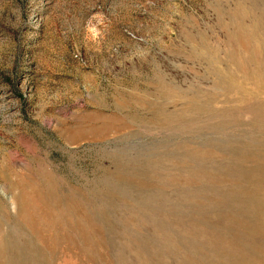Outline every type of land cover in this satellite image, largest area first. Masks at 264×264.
Returning <instances> with one entry per match:
<instances>
[{
  "label": "rangeland",
  "instance_id": "374dc122",
  "mask_svg": "<svg viewBox=\"0 0 264 264\" xmlns=\"http://www.w3.org/2000/svg\"><path fill=\"white\" fill-rule=\"evenodd\" d=\"M264 0H0V264H264Z\"/></svg>",
  "mask_w": 264,
  "mask_h": 264
},
{
  "label": "bare ground",
  "instance_id": "6f19581e",
  "mask_svg": "<svg viewBox=\"0 0 264 264\" xmlns=\"http://www.w3.org/2000/svg\"><path fill=\"white\" fill-rule=\"evenodd\" d=\"M264 90V89H263Z\"/></svg>",
  "mask_w": 264,
  "mask_h": 264
}]
</instances>
